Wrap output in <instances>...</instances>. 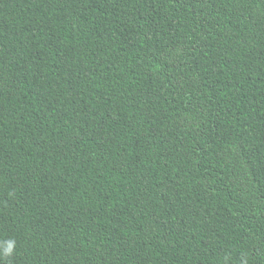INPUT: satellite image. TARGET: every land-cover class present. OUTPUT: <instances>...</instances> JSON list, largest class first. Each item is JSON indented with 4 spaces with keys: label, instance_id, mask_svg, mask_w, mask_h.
Masks as SVG:
<instances>
[{
    "label": "trees",
    "instance_id": "16d2710c",
    "mask_svg": "<svg viewBox=\"0 0 264 264\" xmlns=\"http://www.w3.org/2000/svg\"><path fill=\"white\" fill-rule=\"evenodd\" d=\"M8 239L0 264H264V0H0Z\"/></svg>",
    "mask_w": 264,
    "mask_h": 264
},
{
    "label": "clouds",
    "instance_id": "9594fccd",
    "mask_svg": "<svg viewBox=\"0 0 264 264\" xmlns=\"http://www.w3.org/2000/svg\"><path fill=\"white\" fill-rule=\"evenodd\" d=\"M9 195H12L11 193ZM16 241L8 239L0 242V257H11L15 254Z\"/></svg>",
    "mask_w": 264,
    "mask_h": 264
}]
</instances>
